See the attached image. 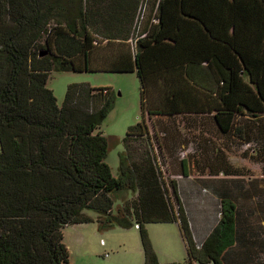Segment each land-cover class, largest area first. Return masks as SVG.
I'll return each mask as SVG.
<instances>
[{"label":"trees","instance_id":"obj_1","mask_svg":"<svg viewBox=\"0 0 264 264\" xmlns=\"http://www.w3.org/2000/svg\"><path fill=\"white\" fill-rule=\"evenodd\" d=\"M143 1L0 0V264H69L63 230L95 222L135 225L144 264H160L148 224L178 225L185 264L259 260L245 250L255 240L248 202H262V191L251 182L220 189V174L239 173L226 159L224 169L210 164L219 220L197 240L177 182L162 176L145 115L206 117L223 136L249 145L257 133L264 146V0ZM189 28L201 44L183 47ZM54 72L137 75L142 121L126 133L127 162L118 177L101 131L111 90L70 84L59 106L47 87ZM155 127L167 136L156 121ZM164 136L159 142L169 161L179 144ZM216 155L224 160L220 150ZM188 161H181L183 176ZM121 190L136 197L113 214L111 195Z\"/></svg>","mask_w":264,"mask_h":264},{"label":"rangeland","instance_id":"obj_2","mask_svg":"<svg viewBox=\"0 0 264 264\" xmlns=\"http://www.w3.org/2000/svg\"><path fill=\"white\" fill-rule=\"evenodd\" d=\"M81 83L89 84L93 88L111 90L114 103L101 131L109 145L106 162L112 174L118 177L121 165L127 162L123 140L128 129L142 121L140 81L133 73L54 72L50 76L47 87L52 90L58 105L61 106L67 87L70 84ZM156 117V113L148 112L145 115V124L158 157V165L166 181L177 182L181 206L197 240H200L199 238L207 236L217 224L220 211V202L212 196L211 189V185H215V182H211L218 180L212 178L207 167L212 164L216 166L213 168L215 170L220 167L224 169L226 159V163L229 162L232 169L238 171L237 177H225L224 174H220V181L216 184L220 189L226 185L237 189L251 182L261 190L264 184V146L257 140L260 136L257 133L254 134V141L249 145L235 142L229 138L230 136L220 134L214 123L206 117L190 116L185 117L186 119L181 116L161 117V119ZM155 121L159 124V131L165 130L167 136L157 131ZM163 136L167 137L169 144H179L177 148L171 147L172 155L169 161L161 157L159 141ZM203 142L206 145L204 146L206 152L203 156H198L200 143ZM209 146L220 150L224 154V160L222 156L216 155L217 152L209 151ZM187 158L190 168L187 165L186 171L189 174L183 176L181 161ZM202 173H205L204 178ZM169 195L174 209L177 210V203L171 193ZM111 196L114 203L113 214H117L128 200L136 197V193L121 190L113 192ZM257 201L259 200L253 199L248 203L256 210L257 220L262 221L264 215L260 207L261 202ZM243 206L244 204L240 207L243 208ZM85 213L93 218L96 216L92 211H85ZM144 229L160 264L186 263L185 246L177 224H148L144 226ZM63 242L69 251V264H144L142 241L135 225L130 228L118 226L101 228L96 222L71 225L63 230Z\"/></svg>","mask_w":264,"mask_h":264},{"label":"crops","instance_id":"obj_3","mask_svg":"<svg viewBox=\"0 0 264 264\" xmlns=\"http://www.w3.org/2000/svg\"><path fill=\"white\" fill-rule=\"evenodd\" d=\"M155 1L158 2L159 0H144L143 2L146 3V4H149V3L152 4ZM187 30H190L192 32H187L184 35V38L181 41L183 43V47H185L186 44H188V46L190 44H191V46H197L198 43L201 44L200 41L195 38V37H198L197 30H195L193 28H189ZM171 32H172V30H171ZM105 43H106V41H104L102 43V45H104ZM153 113H156V112H153ZM156 114H158V113H156ZM204 146H206L205 142L200 143V148L198 150V156H200V155L203 156L204 153L206 152V147L204 148ZM211 150L213 151V153L218 151V149H214L213 147L209 146V151H211ZM161 157L164 160L167 159V157L165 155V152H164V149H162V146H161ZM261 191L263 193L262 202H261V204H262L261 209H262V213L264 215V184H262ZM253 213H254V215L251 217L252 219L249 218V222L248 223L251 225V228L254 229V233H252V231H251V233L254 235V239L255 240L253 242L254 244L252 246L248 247V249L245 250V254L246 255H251L252 257L253 256L259 257V260H257V258H254V259L250 260V262L252 264H258V263L264 264V220H262V219H261L262 221L257 220V218H256V210ZM259 242H260V244H259Z\"/></svg>","mask_w":264,"mask_h":264},{"label":"built area","instance_id":"obj_4","mask_svg":"<svg viewBox=\"0 0 264 264\" xmlns=\"http://www.w3.org/2000/svg\"><path fill=\"white\" fill-rule=\"evenodd\" d=\"M140 11H142V12L145 11V6Z\"/></svg>","mask_w":264,"mask_h":264}]
</instances>
